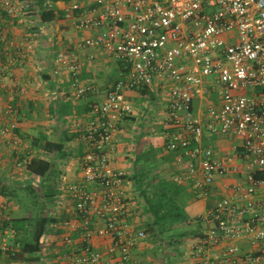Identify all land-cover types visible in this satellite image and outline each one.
Listing matches in <instances>:
<instances>
[{
	"label": "built area",
	"instance_id": "built-area-1",
	"mask_svg": "<svg viewBox=\"0 0 264 264\" xmlns=\"http://www.w3.org/2000/svg\"><path fill=\"white\" fill-rule=\"evenodd\" d=\"M42 6H55L81 35L80 45L62 47L52 59V73L67 74L76 96L94 90L79 81V47L101 49L121 65L120 77L90 106L81 127V180L63 188L76 221L62 224L80 237H63L64 264H141L133 249L146 232L129 221L125 174L112 158L121 121L135 111L127 91L159 83L167 86L165 147L178 152L195 195L215 197L201 216L208 227L191 246L195 264H263L264 0H71L61 8L48 0ZM40 9L37 0H0V15L23 18L29 28ZM30 33L17 44L0 23V46L8 54L0 65V88L11 102L14 62L35 52ZM212 94L215 99L208 100ZM195 99L206 101L200 114L193 112ZM7 111L18 113L14 104ZM204 132L237 138L234 158L219 159L203 146ZM231 176L218 190L217 182ZM93 235L108 240L105 249L94 246ZM241 241L250 248H241ZM0 251L16 253L3 240Z\"/></svg>",
	"mask_w": 264,
	"mask_h": 264
},
{
	"label": "crops",
	"instance_id": "crops-1",
	"mask_svg": "<svg viewBox=\"0 0 264 264\" xmlns=\"http://www.w3.org/2000/svg\"><path fill=\"white\" fill-rule=\"evenodd\" d=\"M54 3L59 8L65 4L63 1ZM57 14L42 21L38 11L33 17L35 26L31 28L23 18L10 20L0 15L1 25L14 43L18 44L26 32H31L35 49L31 57L14 62L16 91L12 102L6 90L0 88V240L17 252L12 256L0 251V264L65 263L63 237L69 234L76 242L80 238L78 231L65 228L62 223L76 221L72 213L73 200L63 188L82 177L80 158L86 145L81 127L90 119V106L100 102L105 90L121 75L119 62L103 50L79 47L82 60L79 81L94 90L76 96L67 74L52 73V59L58 49L80 45L82 38L72 19L62 18L60 11ZM9 54L15 57L16 50L11 49ZM7 55L0 46V65L6 63ZM164 84L127 91L135 111L121 121L112 166L125 174L132 213L130 223L146 232L145 238L133 249L134 257L141 264H195L191 246L208 227L201 216L210 209L215 197L196 196L191 181L185 178L183 163L177 159L178 152L165 147L167 130L162 121L167 86ZM215 97L212 94L208 100ZM9 104L17 107V114L7 111ZM205 104V100L195 99L193 112L200 114ZM201 142L215 150L219 159L228 160L236 155L234 145L238 140L233 135L204 132ZM32 159L49 162V168L41 174L29 170L27 164ZM233 180V176L221 179L217 189L223 191L224 185ZM163 184L169 190H163ZM165 192L175 194L179 215L164 235L153 236L148 228L151 214L146 202L143 203L146 214L142 216L138 201H145L144 194L153 197ZM39 215L49 219L42 247L36 260L25 261L27 256L20 253V243L25 241L32 220ZM5 221L10 225L5 227ZM92 240L98 249L103 250L108 245V240L96 235ZM239 245L243 249L250 248L246 241Z\"/></svg>",
	"mask_w": 264,
	"mask_h": 264
},
{
	"label": "trees",
	"instance_id": "trees-1",
	"mask_svg": "<svg viewBox=\"0 0 264 264\" xmlns=\"http://www.w3.org/2000/svg\"><path fill=\"white\" fill-rule=\"evenodd\" d=\"M39 4L45 0H37ZM51 2L63 1L65 3L70 0H49ZM53 9H46L43 6L39 11L40 20L46 21L50 20L55 16L56 7L53 6ZM27 168L33 172H37L39 174L44 173L49 168V162L44 161L42 159H32L28 164ZM163 190H169L168 186L165 184L162 185ZM144 193V192H143ZM145 195V202L147 211L151 214V221L149 223V231L151 235L158 236L170 228V224H172L176 220V216L179 215L177 212L178 207L176 201L174 199V193L172 192L170 195L165 193L155 194L153 197H148ZM174 220V221H173ZM18 221V220H17ZM49 222V219L45 215H39L35 219L32 220L31 223V231L26 236L24 242L20 243V253L25 254L27 258L25 261L36 260L37 255L39 254L42 247V237L45 233L46 226ZM4 226H9L10 224L5 221L3 222ZM27 233V232H26ZM17 252L12 255L16 256ZM11 255V254H9Z\"/></svg>",
	"mask_w": 264,
	"mask_h": 264
},
{
	"label": "rangeland",
	"instance_id": "rangeland-1",
	"mask_svg": "<svg viewBox=\"0 0 264 264\" xmlns=\"http://www.w3.org/2000/svg\"><path fill=\"white\" fill-rule=\"evenodd\" d=\"M141 203V208H142V211H141V214H142V216H143V214H146L145 212H146V209L144 208V206H143V203L145 202V201H138V203ZM28 204H30V203H28ZM32 206V205H31ZM149 220H151V217H149ZM164 235V234H163ZM166 236V235H165ZM17 258H19V255H17Z\"/></svg>",
	"mask_w": 264,
	"mask_h": 264
}]
</instances>
